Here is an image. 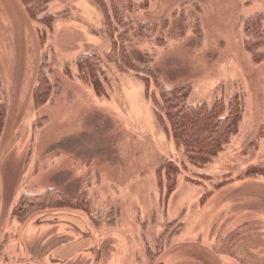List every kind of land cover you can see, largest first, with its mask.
<instances>
[{"label":"rangeland","instance_id":"rangeland-1","mask_svg":"<svg viewBox=\"0 0 264 264\" xmlns=\"http://www.w3.org/2000/svg\"><path fill=\"white\" fill-rule=\"evenodd\" d=\"M105 2L122 9L125 46L139 66L149 59L158 85L189 84L190 105L238 96L237 131L209 162L191 161L157 120L153 80L147 92L135 71L103 58L97 91L79 70L82 55L110 49L95 0H53L35 18L20 0H0V264H264V60L254 57L264 45L254 36L248 50L243 33L257 15L264 32V0ZM143 23L155 26L138 35ZM39 76L55 88L36 105ZM51 187L70 202L84 194L88 214L12 215L21 193ZM94 243L99 260L79 252Z\"/></svg>","mask_w":264,"mask_h":264},{"label":"trees","instance_id":"trees-1","mask_svg":"<svg viewBox=\"0 0 264 264\" xmlns=\"http://www.w3.org/2000/svg\"><path fill=\"white\" fill-rule=\"evenodd\" d=\"M20 1L25 5L29 16L35 18L36 14L45 9L53 0ZM95 2L103 14L104 28L110 40V49L103 55L97 52L82 55V58L77 63L79 70L85 73L90 81L93 82L94 89L100 91L103 87L101 81L98 80L97 74L99 71L104 74L102 61L105 58L114 62L119 69L135 71L137 76L144 82L148 92L147 81L153 80L158 85V75L149 66L148 58L145 59V66H139L127 50L125 42L131 39V33L127 29L128 22L122 17V9L114 3L108 5L105 0H95ZM261 20V17L257 15L246 19L243 24L244 46H247L248 50L253 49L252 41L254 36L256 39L255 46L264 45V32H261ZM46 21H50L49 18H46ZM192 25L193 35L200 41L203 38L201 23L196 20ZM154 26L153 23L139 24L136 33L145 35L146 29H152ZM181 34V30L171 31V35L174 37ZM255 54L254 57L260 62L264 60V51L256 52ZM158 86L157 96L152 95L157 120L170 132L172 139L183 147L184 153L191 161L206 163L212 160L237 131L243 114L241 99L238 96H234L226 103L221 99H216L209 105L206 103L190 105L185 103L191 91L189 84L178 83L170 88L162 85ZM33 88V101L37 105L43 101L44 97L50 94L55 85L39 76ZM6 112L7 105L3 100H0V140L5 125ZM177 173H179L178 166L165 170L168 179H175ZM175 185V181L168 184L167 190L169 194ZM79 194L74 201L70 202L65 193L53 187L38 195L21 193L18 207L12 215L20 221H25L33 213L45 207L79 209L81 206L84 208L82 212L88 214V200L81 198L84 194ZM237 230L230 232L229 236L235 237L238 235Z\"/></svg>","mask_w":264,"mask_h":264},{"label":"flooded vegetation","instance_id":"flooded-vegetation-1","mask_svg":"<svg viewBox=\"0 0 264 264\" xmlns=\"http://www.w3.org/2000/svg\"><path fill=\"white\" fill-rule=\"evenodd\" d=\"M86 237H87V239H88V233H85L84 234ZM95 244L96 243H94L92 246L90 245V246H87V247H84V249H82L81 251H79V252H84V253H90V254H93L94 256H95V254H96V252H98V254H96V258L98 257V260L100 259V252H99V250L98 251H96V249H95ZM73 255H71L70 256V258L72 259L73 257H72ZM45 264H69L70 263V261L68 260V259H63V261L62 260H58V259H55V260H52V259H50V260H46L45 262H44ZM43 263V264H44ZM110 263H112V262H110ZM93 264H98V263H93Z\"/></svg>","mask_w":264,"mask_h":264}]
</instances>
